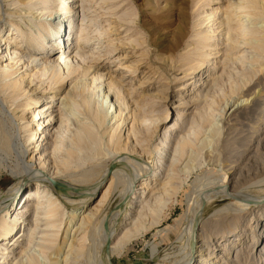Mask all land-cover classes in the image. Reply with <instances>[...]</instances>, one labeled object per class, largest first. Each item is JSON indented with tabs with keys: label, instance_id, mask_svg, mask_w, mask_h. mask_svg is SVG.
Wrapping results in <instances>:
<instances>
[{
	"label": "rangeland",
	"instance_id": "374dc122",
	"mask_svg": "<svg viewBox=\"0 0 264 264\" xmlns=\"http://www.w3.org/2000/svg\"><path fill=\"white\" fill-rule=\"evenodd\" d=\"M41 2L42 0H0V37L9 38L11 25L15 23H19L22 29L15 34V41L24 37L26 32L34 30L36 27L34 24L38 20H33L32 17L43 11L46 14L40 18L45 20L49 11H52L50 7L53 8L55 5L52 1L51 4L47 3L44 5V9H41L43 7ZM226 2L228 0H219L212 6L224 8ZM170 3L166 4L165 0H74L72 4L75 11L63 15V28L65 25L69 35L71 27L68 26L69 22H72L73 36L70 40L64 38L66 42L62 45V50L63 48L65 51L68 48V51L72 50L70 57L77 52L78 30L80 22H84L85 25H88L85 32L88 31L90 37L88 46L79 45L80 53L86 57L84 62L96 67L95 74L111 73L113 76L123 77V83L128 92L131 93L126 97L129 107L123 111L124 115L129 114L131 116H128V119L122 124L123 126L121 125V129L117 128L120 120H115L110 115L107 117L104 126L96 128L98 129L99 141L103 145L104 154L93 155L85 152L80 159L76 156L75 158L71 157V160H68L69 171L65 170L66 172L57 174V178L64 182L63 187H54L50 183L53 181L50 178L53 177V171L62 168V158L66 155V149L72 147L68 136L71 135L74 126L71 123L72 120L66 119L65 108L61 105L60 99L68 87H71L72 81V86H78L80 83L78 79L83 77L68 79V83H65L64 88L57 92V96L52 100L50 99V106L47 111L43 112L47 108V106H45L46 108L43 107L46 102H39L36 110H40L41 113L34 121L29 122L31 115L29 106L32 105L29 100L30 97L41 94L51 83L46 79L47 74L43 76V81L38 79L37 76L40 73H38L40 71L38 61H35L37 64L34 62L27 64L26 56H24L17 63L18 65H15L19 70L13 76L16 78L22 74L26 76H24L26 80H24L23 85L30 78L33 81L30 86L24 87L27 88V93L21 92V88L16 94L18 96L14 95V97L7 92V89H0V129L9 138L7 149L0 142V195L15 184L18 180V175L15 176V172H20L22 164L31 158L28 167L32 168L29 173L33 177L25 181L23 179L17 181V183L19 182V190L13 203L18 202L22 195L26 198L29 189L38 191L41 197L29 198V203L25 207L29 205L31 210L19 219L21 227L23 223L27 224V232V229L32 230L35 225L42 224V214H35L33 207L38 204V201L45 200L51 194L57 198L60 206L59 217L63 218L59 221V239L64 235L67 227L70 229L74 222H78V217L83 211L94 210L92 224L87 227V237L85 240L81 238L80 242L87 247L86 254L88 257L84 264L87 262H89L88 264H101L99 250L104 230L109 226V223L113 226L111 243H115L123 231L132 227V224H124V221L131 220L133 223L140 213V207L134 208L135 203H137L134 201L142 199L143 190L137 188V185L143 182L145 177L136 178L134 180L136 182L132 183L129 182L127 176L120 175L118 180L114 178V187L104 198L103 192L111 180L112 172L107 171V174L102 176L101 182L91 194L90 189L74 190L75 187L73 186L76 184L83 188H91V183H95V180L99 179L100 175L106 172V169L109 170L110 165L116 159L123 158V160L132 161V168L140 170V172L148 169L150 171L149 178L152 176L149 185L153 188L157 186L159 181H163L169 168L176 167L177 175L172 178L174 182L171 184L177 182V191L170 194L164 193V195L162 192L156 193L151 196L152 199L151 197L148 199L150 200L149 205L154 204L155 199L159 197L162 199V196L165 198V202L160 210L156 209L151 215L148 214L147 216L142 210L145 217L142 215L143 221H141L144 222L145 229L141 228L140 235L138 233L132 236L131 241L125 245L121 253L112 257V262L114 264H184L189 247L187 238L189 234L188 224H190L191 210L193 209L191 204L196 199V193L199 196L203 193L215 192L221 185H227L238 193L240 191L239 194L246 197L248 201H241L233 197L230 199L228 197L222 198L216 194L209 199V202L207 200L200 205L202 207L198 205L200 208L198 207L197 216L200 214L198 219L201 220L199 230L200 228L204 230L203 239L206 244H213L212 246L217 244V248H219L217 251L218 258L222 257V264H264L259 253L262 241L257 236L258 224L260 221L261 223L264 222V36L258 62H250L241 56L243 51L239 48L238 51L231 54L232 58L227 60H224L222 56L217 58L221 61L214 63L216 67H209V75H207L208 67L196 75L187 66L177 69L170 62H161L158 49L151 47L149 54L147 50V48L149 49L147 40L150 29L154 30V33L157 30L155 36H160L162 32L164 36L167 29L175 26V23L171 26L168 25L169 21L174 20V16L170 17L172 12L166 10V7L171 5ZM178 3L179 0H176L173 6L175 7ZM189 3L186 7L185 17L187 38L185 37L184 43L186 44L194 29L193 4ZM162 6L165 8L162 9ZM152 7L156 12V17L155 20L151 21L149 13H151ZM54 17L47 18V28H50V22L55 23L57 21ZM28 21H30V27ZM260 23L264 24V17ZM93 28H99L98 33L101 31L100 34L97 33L99 38ZM88 36H83V40H87ZM129 41L132 44H128ZM166 41L167 39L163 42ZM185 45H181L179 47L181 49L178 48L177 52H185V48H183ZM26 48L25 46L19 47L22 51H26ZM10 50L12 51V48ZM60 53L62 52L57 54ZM247 53L250 58L252 53L250 51ZM57 54L55 53V56ZM124 55H128L127 61L129 64L132 62L135 70L128 71V69L120 70L118 68L119 59ZM37 56L41 58L44 54L39 53ZM150 59L154 62H151ZM92 69L94 68H91V71H93ZM31 74L32 76H30ZM36 86L39 87L38 91L33 93L32 89ZM237 103H242L243 107L239 111L236 109L232 114L231 112ZM78 105L80 107H77V110L82 107L81 103ZM134 109L142 110L139 118L136 117L137 121H139L140 116L142 120L137 122L135 119L133 123L130 113ZM77 110H74L77 118L87 124L92 122L87 111L84 112V110L83 113L78 111L77 113ZM116 111L113 109L112 114H116ZM21 115L22 117H20ZM38 117L41 118L38 119ZM158 117L161 118L156 119ZM60 118H62V124ZM47 120L51 121V124H47ZM40 122L43 126H40ZM38 125L39 127H37ZM133 125L134 127H132ZM34 126L38 128L35 138L24 143V139L28 137L31 133L30 129ZM166 126H171L173 129L163 137L164 141L167 142L163 157L166 154L167 160L163 158L160 162L156 146L160 143L162 132ZM211 126L213 128L218 127L215 130L217 133H213V137L209 133ZM115 130L120 131V134L117 135ZM127 131L129 134L131 133V137ZM127 134L130 138L125 151L116 152L106 147L110 135L116 138L118 136L121 142H125ZM184 137L189 139L192 145L186 149L182 156H179L178 151L175 152L176 143ZM20 146L26 148L23 156L19 152ZM174 157L177 159L179 157L180 161L176 163V166H171ZM40 160L45 162L44 167L46 168L42 173L45 175V181L39 180L33 175L39 168ZM153 177L157 180L153 181ZM127 188H129L127 195H123ZM244 193L246 194L244 195ZM86 196L87 199L83 202ZM122 197L123 199H120ZM11 201L12 198L2 207L0 216L4 213V209H10L8 204ZM236 201L248 203L247 206L240 208L236 205L238 203ZM22 202H18V207L21 206ZM260 206L261 209L258 208ZM71 212L75 214V219L74 222L71 221L68 224L66 221ZM15 214L13 212L12 215ZM256 218H259L258 224H256ZM19 222H17V226ZM238 230L242 237L234 242L227 254L223 250L225 236H230ZM82 235L81 233L78 237H82ZM21 238L23 239L13 244H11L13 242L11 238V240L6 239L5 244L0 245V253L2 250L8 252L4 255L8 264L13 263L17 259L18 253L25 247L26 237L22 236ZM197 241L194 242L195 245L198 243ZM0 257H2L1 254ZM195 264L199 263L196 262Z\"/></svg>",
	"mask_w": 264,
	"mask_h": 264
},
{
	"label": "bare ground",
	"instance_id": "6f19581e",
	"mask_svg": "<svg viewBox=\"0 0 264 264\" xmlns=\"http://www.w3.org/2000/svg\"><path fill=\"white\" fill-rule=\"evenodd\" d=\"M52 1H54L55 5L53 6V8L50 7V10L52 11H49V13L46 16V19L43 20L40 18L41 16L45 15L46 12L41 11L39 13H36L35 17H32L33 20H38V22L34 24L36 27L34 30H30L26 32L24 37L16 41L14 40L15 34L22 30L20 28L19 23H15L11 25V29H10L11 32L9 38L5 39L3 37H0V89L1 90L7 89V92H9L13 97L14 95L18 94L21 88H22L21 92L24 91L27 93L28 90L27 88L24 87L26 85L30 86V83L33 81V79L32 78H30V80L28 79V82L25 85H23L24 80H26V78L24 79L25 75L23 76L22 74L17 78L16 76H13L19 70L17 66L15 67V65H18L17 63L21 61V59H23L24 56H26L25 61L27 62V64L32 62L35 63V61L39 62L38 67L40 68V71H38V73L39 72L40 73L38 74V76L37 75L36 76L40 81H43L42 79L43 76L47 74L46 79H48L49 83L51 84L49 87L45 88L48 91L45 90L41 94L39 93V95H34L33 97H30L29 100L32 105L29 106L31 112V115L29 117L30 118L29 122H31L32 120L34 121L36 117L41 113L40 110H36L37 106H39L37 105L39 104V102H46V105H44L43 107L47 106V108L45 107L46 109L43 112L47 111L50 106L49 104L50 99L52 100L57 96V92H59L60 89L64 88V84L68 83L67 82L68 79H71V77L72 79H76V77H81V76L83 77L82 79H78L79 82L81 83V84L79 83L80 85L78 84V86L75 87L72 86L73 84L72 81L71 87H68V90L64 93V95H62L60 99L61 105H63V107L65 108L64 115L67 116L66 119L70 121L72 120L71 123L74 126L71 135L68 136L72 147L66 149V155H64V157L62 158L63 161L61 160L62 168L53 171V177L50 178L51 180H53L50 181V183H52L54 187H63L64 182L63 180L57 178V174L63 171L64 172L69 171L68 160L69 159L71 160V157L75 158L76 156L78 159H80L85 152L91 153L93 155L104 154L103 145H101L102 143L99 141L98 129L96 128H100L104 126L107 117L110 115L115 120L118 119L120 120L117 126V128H119L120 130L121 125L126 121V119H128V116H131L129 114L128 115L125 114L126 115L125 116L123 114V111H125L129 107V102L127 101L126 97L131 93H129L127 88L125 87V84L123 83V77H116L113 76L111 73L95 74L96 67L93 66L92 64H87L86 62H84V58L86 57L82 53H80L79 45L88 46L90 44L89 43L90 37L88 36V31H86L87 33L85 32L86 28L88 29L87 27L88 25H85L84 22H80V26H79L80 28L78 30L79 35L76 41L77 43L76 49L78 48L77 52L72 57H70V53L72 50L68 51L69 48L66 51L64 48L62 50V45L64 44V42H66L64 38L66 37L65 39L70 40L72 39L73 36V25L71 24L72 22H69L68 27H71V30L68 35L67 33L69 31H66L65 25L63 28L62 17H64L63 15H66L69 12L75 11L74 6L72 4L74 0H42L41 3L43 7L41 9H44L45 4L47 3L51 4ZM165 1L166 4H169V2H171L170 3L171 5L167 6L166 10L172 12V15H170V17L174 16V20L169 21L168 25L171 26L173 25V23H175V26L174 27L172 26V28L167 29L164 32V36L162 32L163 29L161 31L162 33L160 32L161 33L160 36L159 35L155 36L157 30L154 33V30L152 31L150 29L149 37L147 40V45L149 46V49L147 48L148 54L151 51L150 48L154 47L155 49H158L160 51L159 54L161 55L160 57L162 60L161 62H168V63L170 62V64L174 67H177V69L187 66L189 67L188 69H190L191 72L195 75L198 74V72H200L202 69L207 67H208L207 75H209L208 72L209 67H214L215 66L214 63L221 61V60H217V58H220L221 56L223 57L224 60L232 58L231 54L238 51L239 48L241 51H243L242 52L243 54L241 56H244L250 62H258L263 47L262 41L264 36V24L262 25L260 22H262V19L264 17V0H228V2H226V4L224 5V8H221L220 6H215V7L212 6L213 4L218 3L219 0H179V3L175 7L173 6V4L175 3L176 0H165ZM189 2L193 4L194 29L192 30L193 33L191 34V38L187 40V44H186L184 43L185 37L187 38L185 17H186V7ZM161 8L164 9L165 6L164 8L163 6ZM150 10L151 13H149V18L152 21L155 20L156 12L153 7ZM54 15H56V17H54ZM49 17L50 18L54 17V19L56 18L57 21L55 23L50 22V28H47L46 20ZM27 23L28 26L30 27L29 24L30 21H28ZM93 29L95 30L97 35L99 28H93ZM100 33L101 31L98 34ZM83 36L84 37L88 36L87 40H83ZM166 39L167 41L164 43L163 41H165ZM130 41L128 42V44H132V42ZM222 44H224V46H222ZM181 45H185L183 46V48H185V52L178 53L177 52L178 48ZM23 46L27 47L26 51L25 50L22 51L21 49H19V47H23ZM11 48L12 51L10 50ZM247 49L252 53L250 58L248 57L249 55L247 53L248 52ZM58 52H62V53L57 54ZM39 53L44 54V56L38 58L37 55H39ZM55 53L57 54L56 56ZM127 56L128 55H124L121 59H119L118 68L120 70L128 69V71L129 70L133 71L135 70V66L131 64L132 62L129 64V62L127 61L128 58ZM240 60L242 61V59ZM176 62L178 63L176 64ZM91 68H94L92 69L93 71H91ZM245 69H247V67H245ZM92 72L94 73L92 74ZM89 75L90 77H88ZM30 76H32V74ZM74 82H75L74 84H76V81ZM38 88L37 86L36 88H33L32 89L33 93L35 91H38ZM10 97L8 98L10 99ZM76 97L78 98L80 97V98L78 99ZM79 103H81L82 107L79 110H77L80 107L78 105ZM242 107H243L242 103L240 104L237 103V106L235 107L234 110H232L231 113L234 114V111H236V109H238L237 111H239L242 109ZM113 109L117 110L118 112L116 111V114H112ZM74 110L75 111L77 110V113L78 111L81 113H83L84 110H85L84 112L87 111L89 113L88 115H90L92 122L90 124H87L81 121L79 118H77L76 112ZM141 111L142 110H136V109L132 110L130 114H132L133 123L135 122L137 116H138L137 118H139V115H141L142 113ZM84 115H86V113H84ZM20 117H22V115ZM20 117L19 119H21ZM39 118L41 117H38V119ZM160 118L161 117H158L156 119H160ZM60 119H61L60 123L62 124V118ZM86 119H88V117ZM137 120L138 119H136V121ZM141 120L142 119L140 116L139 121ZM47 124H51V121H48ZM41 125L42 124L40 122V126ZM37 127H39V125ZM132 127H134V125ZM217 128H213L211 126V128L209 129V133L211 137H213V133H217L215 131ZM172 129L173 127L171 126H166L164 128L162 132V137L160 138V143L156 146V149L158 150V158H159L157 159L159 161L163 160V158H166L164 160H167V157H165L166 154L163 157L167 145V142L164 141L165 139H163V137H165V134L168 131H171ZM30 130L31 133L28 135V137L24 139L25 140L24 143L30 142L32 138H35L38 132V128H35V126ZM115 132L117 131L115 130ZM116 134L117 135L120 134V131H118ZM128 134L126 136L127 138L125 137L126 138L125 142H121L117 135H116L117 138L110 135V138L106 143V147L108 149H113L116 152L125 151L128 147V140L131 137L130 135L131 133L129 134L130 137L128 136ZM0 142L2 143L4 148L7 149L9 147L8 146L9 138L2 129H0ZM176 144L177 146L175 147L176 148L175 152L178 151L179 156H182L186 151V149L192 145L191 141L189 139H186L185 137L182 138L181 141H178ZM19 148H20L19 152L23 156L26 151V148L25 146L24 148H22L21 146ZM31 160L32 159L30 158L28 161H25V163L22 164L20 172H15V176L18 175L17 179L19 181L20 179H23V181H25L33 177L29 173V171L32 170V168L28 167V164L31 162ZM178 161H180V158L178 157L177 159V157L176 158L174 157L173 161H171V166H176V163ZM44 163L45 162H43V160H40L38 163L39 168L38 170L36 169V173L33 174L35 175L34 177L43 181H45L44 180L45 175L42 173L44 172V168H46L44 167ZM132 163H133L132 161L123 160V158L119 160L116 159V161H113L112 165H110L109 170L106 169L105 170L106 172L103 175L101 174L99 179L95 180L96 182L94 181L95 183L93 182L91 183L92 185L91 188L90 187L83 188L81 186H77L76 184L73 186L75 187L74 190L90 189V194H91V192H93V190L96 189V186L101 182L102 176L107 174V171L112 172V177L110 178L111 180L107 188L103 192L104 195L103 198H104L105 195L109 194L111 189L114 187L113 184L114 178L118 180L120 175L127 176L129 182L132 183V182H136L134 181L136 178L145 177L144 181L140 182L137 185V188L143 190L142 199L138 201H134L137 202L135 203L134 208L140 207V213H138V217L136 218V221H133V223L131 220L124 221V224H128V225L132 224V227H130V229L123 231L120 238L115 243H111L113 238L111 234L113 226L110 223L109 226L106 227V229L104 230V234H102L103 237L100 243L99 256L103 264H114L112 262V257L114 255L118 256L125 247V245L129 241H131V237L137 235L140 230L142 231L141 228L145 229L143 225L144 222L142 223L143 221V219L141 218L142 215H144L145 213L147 216L148 214L151 215L153 214V212L156 211V209L160 210L162 208L165 202L164 201L165 198L163 196L162 199L161 197L155 199L154 204L152 205L148 204L150 201L148 199L152 195L160 192H162V195H164V193L170 194L177 191L176 190L178 186L177 182L171 184V182H174L172 181L173 180L172 178L177 175V172L175 171L176 167L169 168L167 170L166 176L164 177L163 181H159L155 189L153 187H150L149 185L151 184V180H152L150 179L152 178V176L149 178L150 171L148 169H144L143 172H140V170H136L135 168H132L133 166ZM154 180L157 179L154 178L153 181ZM17 181L7 191L3 192L0 195L1 196L0 210L2 209V207H4L7 204L9 199L12 198V201L8 204L11 210L4 209V213H2L0 216V245H4L6 239L8 240L11 238L13 241L11 244H13L15 242H18L20 239L22 240L23 239L21 238L22 236L26 237L24 249L18 253L17 259L11 264H84V261L87 260L88 257L86 254L87 247L85 245H82L80 240L82 239L85 240L87 237L86 235L87 227L88 225L92 224V220L94 217V213H93L94 210L93 211L87 210L86 212L83 211V213L81 212L82 214L78 217L79 219L78 222H74L75 214L72 212L69 213L68 220L66 221V223L70 224L71 221H73L74 223L70 226V229L68 227L67 229H65L64 235H62L59 239L58 237V233L60 231L59 221L63 220V218L59 217L60 206L57 201V198L51 194V196L50 195L47 196L45 200H41L40 202L38 201V204L34 205L33 207L35 214H42L41 215L42 224L40 223V225H35L32 230L27 229L26 232L27 224L25 225L23 223L21 227V223L19 222V219L23 218V215L29 212V210H31V206L29 207L28 205L25 207V205L29 203L28 201L29 198L33 196L35 197L37 196L41 197V196L39 195L38 191H32L31 189H29L26 198L23 195L19 198L18 202H22V201L23 202L21 206L18 207L17 201L13 203V201L15 200V196L17 195L19 190V182L17 183ZM263 181H264V177H263ZM69 186H71V184H69ZM168 186L169 188H167ZM217 189L218 190L215 192L203 193V194L200 190L202 195L198 196V194L196 193L198 197L195 195L196 199L194 201L192 200L193 203L191 204V207L193 209L191 210L190 224H188L189 234L187 238V240L189 241L187 245L189 247L187 250L186 260L184 264H195L196 262H198L199 264H222L221 263L222 257L218 258L219 254L217 251L219 248H217V244H215L214 246H212L213 244L211 245L206 244V241L203 239L204 230H202V228H200L199 230V226L201 225V220L199 221L198 219L200 214L197 216L198 207L204 204L207 200L209 202V199L211 197H214L216 194L217 196H221L222 198L228 197V199H230L233 197L235 199L236 198L240 199L241 201H248V200L246 199V197H243L241 194H239L241 193L240 191L238 193L234 191L232 188H230V186L227 187V185L225 186L221 185V187ZM125 190H126L125 194L123 195H127L129 188ZM245 194L246 193H244V195ZM123 197L120 199H123ZM86 199L87 196L86 198H84L83 202H85ZM236 202H238L236 203V205H238L240 208L243 206H247L248 203V202L240 203V201H236ZM23 206L25 208H22ZM258 208L261 209V206ZM142 210H144L145 213L144 212L142 213ZM13 212H15L16 214L12 215ZM255 220L257 221L256 224H258L259 218H256ZM17 222H19L18 226H17ZM259 224L257 229V236L259 237V240L261 239L262 241V246L259 249V253L262 259L264 260V239H263L264 222L261 223L260 221ZM42 226L44 228H41ZM77 232L79 233L76 235ZM238 232H234L230 236H225L224 239L225 242L223 243V250L227 254L229 253V250L231 246L234 244V242L236 240L241 239L242 236L240 232L239 233ZM81 233L83 234L82 237L81 236L78 237ZM231 237L233 238L231 239ZM195 241L198 242L196 245L194 244ZM193 244L195 246L192 249ZM2 249H6V248H2ZM7 253L8 252L6 250H2V253H0L2 256L0 257V264H8V261L4 256ZM88 263L89 262H87V264Z\"/></svg>",
	"mask_w": 264,
	"mask_h": 264
}]
</instances>
